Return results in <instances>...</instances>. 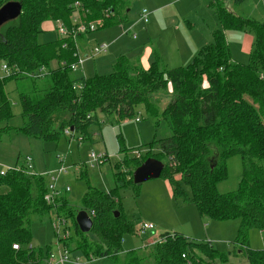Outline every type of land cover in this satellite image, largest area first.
Instances as JSON below:
<instances>
[{"label":"trees","instance_id":"obj_1","mask_svg":"<svg viewBox=\"0 0 264 264\" xmlns=\"http://www.w3.org/2000/svg\"><path fill=\"white\" fill-rule=\"evenodd\" d=\"M10 1L21 4V14L0 27V64L11 71L0 78V123L14 116L6 84L24 80L27 83L17 96L22 118L17 131L28 138L58 141L69 129L80 135L81 142L87 141L88 128L96 125L98 113L121 122L130 119L137 106L155 119V125L162 119L170 125V137L149 144L157 152L115 165L126 169L114 174L116 187L105 191L88 186L78 211L71 209L66 198L56 199V210L70 220L77 237L73 241L71 235L63 245L85 257L122 253L123 236L134 234V229L116 210L118 190L126 184L136 186L132 171L154 158L164 164L159 178L168 182L172 198L193 205L200 216L239 221L240 252L247 264H264V249L252 250L244 240L250 229L264 234V21L234 14L225 0H211L218 28L212 31L211 43L186 66L161 68L153 59L144 71L120 57L112 72L85 79L70 69L76 62L74 41L58 38L38 43L41 24L60 21L69 29L77 12L86 22L101 21L100 28L120 26L127 22L131 0H0V7ZM229 1L232 5L243 2ZM75 3L80 10L75 11ZM229 31L252 37L246 64L232 61L225 37ZM158 93L171 97L163 109L157 106ZM10 131L8 126L0 128V141ZM233 156H239L242 165L238 188L219 194L216 185L226 179V161ZM130 162H134L131 171L127 169ZM26 170L25 161L18 168L0 170L4 172L0 175V264H44L51 250L31 246V225L48 216L53 206L44 201L45 176H32ZM79 211L92 221L88 234L75 222ZM163 236L164 241L147 245L138 254L129 251L126 264L227 263V256L210 242H192L176 233Z\"/></svg>","mask_w":264,"mask_h":264},{"label":"rangeland","instance_id":"obj_2","mask_svg":"<svg viewBox=\"0 0 264 264\" xmlns=\"http://www.w3.org/2000/svg\"><path fill=\"white\" fill-rule=\"evenodd\" d=\"M156 3L171 4L163 12H157L154 10ZM224 3L227 9L236 15L264 21V0H243L238 5L230 4L229 0H225ZM208 5L209 0H131L127 23L123 26L96 27L95 32L84 37V45L89 55L100 45L108 46V50L103 55L85 61L83 65L85 75H88V72H92V75L95 72L102 75L112 72L113 64L108 62L107 56L112 50L116 52L117 45H121V36H124L123 47L128 44V49L133 50L127 55L128 58H125L129 62L138 55L141 43L144 42L146 47L150 46L154 50L153 58L161 68L186 66L201 49L200 43H207V45L211 43V32L218 28L215 11ZM142 10L149 13L147 23L139 21V13ZM172 20L174 22H171ZM40 30L41 33L37 39L40 44L52 42L58 37L51 21L43 22ZM171 30L173 32L178 30L175 33L174 42ZM230 32L225 33L229 52L234 61L240 63V54H234L233 40L230 38V34L233 33ZM233 32L236 38L240 37V32ZM160 43L166 44L164 52L160 48ZM114 57L115 55L113 56L115 63ZM247 61L242 64H246ZM52 65L55 64L52 63ZM85 69L88 71L86 72ZM26 83L27 81L24 80L10 81L5 86L14 116L8 122L0 123V128L8 126L12 129L4 134L0 141V170L18 168L24 164L26 158H30L31 171L26 170V172L46 177L47 173H53L61 166L59 158H64L63 165L68 172L60 177L57 189L60 193L59 197H62V193L66 196L73 211L79 210L81 199L87 192L88 186L105 191L116 187L114 174L126 169L123 166L115 168V165L118 166V163L126 159L131 160L135 156L134 152H140L142 156L157 152L156 146L149 144L171 135L167 120L162 119L155 125V119L147 116L141 106H137L134 108L133 116L121 122L113 116L98 113L97 125L90 128V140L87 141L76 142V139L80 137L78 134L72 140H67V136L58 141L28 138L17 131L22 126V118L16 97L18 90H22L21 86ZM76 86L74 85V88L79 89ZM155 97L159 109H163L171 98L167 93H158ZM93 131L99 133L100 137L96 138ZM93 154L103 155L106 161L99 166L96 165L95 168L89 167L88 165H92ZM163 162L166 163L165 160ZM76 166L78 170H75ZM133 168L134 162H130L127 169L131 171ZM85 169L88 173L87 177L81 178L80 175ZM241 172L240 157L228 158L226 179L216 185L217 192L226 194L236 191ZM33 174L31 175L37 176ZM178 178L177 175L176 179ZM46 183L51 182L46 179ZM121 184L119 183L118 186ZM167 184L168 182L163 178H157L136 186L126 184L118 190L116 210L123 214L124 220L130 223L134 230L144 222H150L154 230L141 237H138L135 232L124 234L123 252L111 257H94V264H126V254L129 251H136L138 254L147 239L164 233H176L192 242H210L214 249L227 256V263L216 260L214 264H247L245 254L240 252L242 239L237 232L239 221H215L200 216L193 205L172 198L169 184L168 186ZM65 188L69 191L66 192ZM57 216L64 218V214L53 207L48 216L46 215L41 221H34L31 225V246L34 249L42 248L44 251L46 246L52 249L56 242L52 224L55 223ZM65 220H68L66 227L70 228L73 241H76L77 237L70 220L66 218ZM89 237H91L90 234ZM244 240L252 250L264 249V234L258 230H248L244 234ZM70 245L71 249L75 248L74 242ZM71 258L72 260L79 258L81 263L87 260L78 252L71 253Z\"/></svg>","mask_w":264,"mask_h":264},{"label":"built area","instance_id":"obj_3","mask_svg":"<svg viewBox=\"0 0 264 264\" xmlns=\"http://www.w3.org/2000/svg\"><path fill=\"white\" fill-rule=\"evenodd\" d=\"M73 7L75 11L80 10L78 3H75ZM139 21L143 23L148 22V13L146 10H142L139 13ZM101 26H102L101 21L86 22L85 20L81 19L80 15L77 12H75L72 18L71 28L67 29L61 22H57L56 32L60 39H66V38L72 39L76 46V42L79 37L89 34V33H93L95 32L96 27L100 28ZM133 37L135 38V35H133ZM62 47L64 48L65 44H63ZM107 48L108 46L106 45H100L94 48L93 51L90 53V57H95V56L106 53ZM76 49H77V46H76ZM73 56L76 58V62L70 64V69L72 71H75L77 68L83 65L84 59L80 56L78 50L75 51ZM0 72L4 76H9L11 74L10 69L5 64H2L0 66ZM27 76L34 77L29 74ZM135 121L138 122L137 119H135ZM64 134L67 136H70L71 134L70 130L66 129L64 131ZM78 142H81V139H78ZM134 155L135 156L133 158L135 159H140L142 156L140 152H134ZM91 157H92L91 166H96V165L99 166L106 161L103 155L93 154ZM25 162L28 167V170L31 171V165H30L31 159L26 158ZM59 162L61 166L55 171L56 177H53L52 174L46 175L51 180V183L47 184V192L44 195V201L48 206H53V207H55L56 199L60 196V193L57 189V177H59L61 174H66V171H67V168L63 165L64 158H59ZM3 174L4 172H0V175H3ZM68 190H69L68 188L65 189L66 192ZM67 222L68 220L66 221L65 218H60L57 216L55 223L52 224V228L56 236V242L54 243L47 257L45 258L44 264H94L95 262V260L93 259L94 256H91V255L87 256L86 257L87 260L83 263H81L79 258L72 260L71 252L63 245L64 242L67 241L71 236L70 228L68 229L66 227ZM153 230H154V226L151 223L144 222L136 230H134V232L137 236L141 237L145 235L147 232H151ZM169 235L172 236V234H169ZM164 239L165 238L163 234L155 235L153 238H151V241H149L147 245H154L156 243H160L164 241ZM12 248L17 250L18 246L13 245Z\"/></svg>","mask_w":264,"mask_h":264},{"label":"crops","instance_id":"obj_4","mask_svg":"<svg viewBox=\"0 0 264 264\" xmlns=\"http://www.w3.org/2000/svg\"><path fill=\"white\" fill-rule=\"evenodd\" d=\"M211 2V0H209V3ZM169 4H171V3H165V4H161V5H159V4H157L156 3V5L154 6V10H156L157 12H163L165 9H167L168 8V6H170ZM209 7H210V5H208ZM148 13V12H147ZM148 15H149V13H148ZM52 22V21H51ZM57 22H60V21H56V22H53V24H54V27H55V30H56V27H57ZM171 22H174L173 20L171 21ZM127 23V22H126ZM125 24V23H124ZM165 25H167V26H169L168 24H165ZM113 26H116V25H113ZM113 26H110V27H113ZM119 26V25H118ZM122 26H123V24H122ZM177 31L178 30H176V31H174L173 32V30H171V37H172V39H173V42H174V40H175V38H176V36H175V33H177ZM57 33V32H56ZM230 33H233V34H230L231 36H230V38L233 40V47H234V54H236V55H238V54H240V64H242V63H244V62H246L247 61V58H248V55H249V52H250V49H251V44H252V37L249 35V34H246V33H242V32H240V37H235L234 36V32L233 31H231ZM211 34H212V32H211ZM86 35H88V34H86ZM86 35H83V36H81V37H79L78 38V40H77V42H76V46H77V50H78V52H79V54H80V56L84 59V63H85V61L86 60H93L94 58H96V57H98V56H95V57H90V55L88 54V52H87V47L84 45V37L86 36ZM57 36H58V34H57ZM122 38H121V41H120V43H121V45H117V48H116V52L114 51V50H112V52H111V54L109 55V56H107V59H108V62H110L111 64H113V67H112V69L114 68V60H113V56L115 55V62H116V60H118L120 57H124V59L125 58H128V56L127 55H129L133 50H130V49H128L129 48V45L127 44V46H124L123 47V45H122V43H123V37L124 36H121ZM59 38V36L56 38V39H58ZM211 38H212V35H211ZM226 41H227V44H228V40L226 39ZM160 45V48H161V50L164 52L165 51V45L166 44H162V43H160L159 44ZM207 45V43H200V47L199 48H202V47H204V46H206ZM140 50H139V53H138V55L137 56H135L134 57V59L133 60H131L130 62L133 64V66L134 67H136V68H140V69H142V70H144V71H146L148 68H149V65L152 63V61H153V55H154V50L152 49V47H146L145 46V44H144V42H142L141 43V47L139 48ZM199 52V51H198ZM90 53V52H89ZM103 55V54H102ZM164 58V57H163ZM231 59H232V61L233 62H236V61H234V59L231 57ZM191 62V61H190ZM84 63H83V65H84ZM236 63H239V62H236ZM183 64V63H182ZM83 65L81 66V67H79V68H77L76 70H75V72L74 73H78V74H80V75H82L85 79L86 78H89V77H91V76H93L91 73L92 72H88V75H85V73H84V70H83ZM85 68H87V67H85ZM168 69V68H167ZM172 69V68H171ZM86 70V72L88 71V69H85ZM80 71H82V73L80 72ZM94 71H95V68H94ZM94 74H96V72L94 73ZM97 75H102V74H97ZM104 75H106V74H104ZM4 75L0 72V78L1 77H3ZM17 98V97H16ZM101 115H104L105 116V114H101ZM106 116H108V115H106ZM97 125V124H96ZM95 125V126H96ZM94 125H92V126H90L89 128H88V133H89V138H90V128L91 127H93ZM75 135L76 134H70V136H67V135H65V136H67L68 137V139H70V140H72V138L73 137H75ZM93 135L96 137V138H99L100 137V134L99 133H96L95 131H93ZM78 139H81L80 137L78 138ZM78 139H76V142H78ZM88 165V164H87ZM89 167H92V168H95V166H90V165H88ZM78 166H76L75 167V170H78V168H77ZM74 170V171H75ZM56 171V170H55ZM55 171L53 172V173H47L48 175L49 174H52V176L53 177H56V174H55ZM67 172H68V169H67V171H66V174H67ZM83 172H85L86 173V177H87V170L85 169V170H83L82 171V173ZM62 175H65V174H61L59 177H57V184H58V181H59V179H60V177L62 176ZM46 179H48L50 182H51V180L49 179V177L48 176H46L45 177ZM167 186H168V184H167ZM168 188H169V192L171 191V188H170V186H168ZM66 189V188H65ZM69 191V190H68ZM67 191V192H68ZM170 196L172 197V192H170ZM64 196V197H63ZM62 197L63 198H65L66 196L65 195H63V193H62ZM56 208V207H55ZM150 223V222H149ZM139 237V236H138ZM123 241V240H122ZM149 241H151V239H147V241L143 244V247H145V246H147V243L149 242ZM123 243V242H122ZM199 243H201V242H199ZM143 247H142V250H144L143 249ZM141 249V248H140ZM71 253H74V252H71ZM78 253H80V252H78ZM81 254V253H80Z\"/></svg>","mask_w":264,"mask_h":264},{"label":"water","instance_id":"obj_5","mask_svg":"<svg viewBox=\"0 0 264 264\" xmlns=\"http://www.w3.org/2000/svg\"><path fill=\"white\" fill-rule=\"evenodd\" d=\"M21 14V4L19 2L10 1L0 7V27L9 21L17 19ZM164 169V164L154 158H147L132 173V181L134 185H140L148 180L160 177ZM115 217L118 212H114ZM77 227L82 233H88L92 226V221L85 211H79L75 216Z\"/></svg>","mask_w":264,"mask_h":264}]
</instances>
